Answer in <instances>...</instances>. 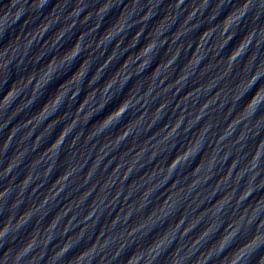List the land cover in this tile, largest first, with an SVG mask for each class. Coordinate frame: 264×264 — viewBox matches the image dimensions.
I'll use <instances>...</instances> for the list:
<instances>
[{"label": "clouds", "instance_id": "1", "mask_svg": "<svg viewBox=\"0 0 264 264\" xmlns=\"http://www.w3.org/2000/svg\"><path fill=\"white\" fill-rule=\"evenodd\" d=\"M68 3L69 0H6V2L0 0V121H3L0 123V131H3L12 119L25 111H33V113L36 114L43 113L38 121L35 119L29 120V125L34 122H36L37 125L42 123L43 118L51 113L49 119L52 120V124L47 125V127L48 129L51 128L54 130L55 125L61 120L59 119L60 116H57L60 109L64 108L66 113L67 104L74 101L76 97H81L84 77L91 69L93 60L91 57H86L78 64L76 61L82 52L91 47V44H84L86 36L98 31L103 19L110 14L116 5L112 3V0H104V3L99 4L95 11L96 17H99V24L89 29L87 33L83 35L79 34V39L76 38L75 40H71L69 34H75L73 33V29L76 27L77 18L80 13L85 10V6L83 5V0H76L75 6L71 9H67ZM138 3L139 0H133L134 5ZM183 3L184 0H174L171 6L175 9H179ZM209 8H211V12L214 10L215 13L211 15L210 19L213 21L214 27L210 30L205 29L202 32L204 37L202 40V47L204 51L200 53L199 59L190 69H194L207 59L205 45L211 41L213 37H216L217 34L221 37H226V39L218 50H214L213 48L210 50L215 51L216 55L219 56L224 49H228L227 55L222 61L225 63L226 67L206 84H202L199 88L195 87L194 91L178 102L176 107L178 108L181 103H186L193 96L198 99L202 92H210L214 87H219L220 82L231 76L235 69L239 68V73L230 85L226 84L220 87L219 91H216L215 94L211 96L213 97L212 99L208 100L206 103H202L195 114L185 109L174 121L165 123L164 131H166V135L161 143L178 139L180 135H187L191 132L192 128L199 124L204 118L207 114V110L214 105L216 106L215 110L217 112H224L225 109H227V116L225 117V125L227 127L223 132L219 131L217 134V132H213V129L219 127V122L210 119L199 129L193 139H189L187 143L182 145V148L178 144H172L166 162V170L165 168H159V172L154 171L149 180L155 178L158 174H164L162 182L158 185V187H162L172 178L177 170L180 169L185 179H187L189 175L199 177L188 188V192H191L201 183H207L212 179L211 173L217 164L227 163V175L222 176L212 194H215L221 184H227L232 179L234 171L236 172L235 182L237 187L226 190L225 195L215 201L218 206L209 210L212 217L211 222L205 225L195 240L192 241L191 245L188 246V251L185 256L179 255L183 251V245L176 247L171 253L170 258L168 254V249L172 247L177 230L185 223V216L183 213H181L179 218L175 221L174 229L172 228L173 224H170L167 219H165L163 225L164 230L162 232H159L155 221L151 219L150 213L147 223H141L139 226L131 227L127 231L126 236L121 232L118 236H111L103 239V242H101L98 237L91 244H86L83 247H81V245L84 243L83 237L86 230L81 229L76 236L69 237L62 245L57 246V249L49 258L50 261L57 262V264L61 260L64 261V264H112L113 261H120V264H157V261L163 256L165 257L164 264H181V261L191 259L196 251H199L200 248L207 245V248L201 251L200 255L196 257L194 264H209V262H211V264H264V196L260 197L255 202L254 206L244 207L243 212L237 217L231 216L233 210L228 207L235 199L236 208H239L241 205H244V202L247 201L255 191H259L264 187V160H262V156H264V136H261L262 125H264V59H258V49L264 44V26H256L257 22L264 17V0H239V2L235 4L233 0H216L214 4L211 3V0H200L198 6L194 7L193 11L186 18L185 25L194 19L196 11L208 10ZM63 9H67V15H65L64 19L66 21L71 20V22L67 23L60 31L58 39L51 47L55 48L65 37H68V40H65L64 45H61L58 54L53 53L49 55L48 53H41L33 58L32 63L35 65V68H26L24 60L36 41L37 36H31L27 45L23 44V52H21V41L16 39L17 26H19L20 30L22 27L26 29L29 23H35L43 17L44 20L47 21V25L38 34V36L42 37L54 24L59 22V17L54 16L53 13ZM225 9L227 10L225 11ZM151 11V8H149L147 15L141 17L142 22L151 19ZM134 13L135 9H133L131 13L128 12L120 30L118 32H110L106 38H101L99 43L96 44V48L99 49L105 46L106 42H111L110 38H114L124 32L129 16ZM92 16L93 13L89 11L87 15L83 16V20H80V23L86 24ZM49 17L52 18L49 19ZM246 17L249 18L253 26L243 31L242 29ZM134 26V23L128 25L129 28ZM198 27H202V25H195L194 29ZM163 30L159 31L154 39L150 38L146 43L140 46L134 57L129 55L108 78L104 79L101 76V72L116 59L117 54L108 57L102 66L96 68L92 77L87 81V84L88 86L98 84L101 79H103V84L98 89L93 88L95 91L92 93L91 101L87 100L88 92L84 93L78 104L80 108L76 113V118L72 121L71 125L66 126L62 132L60 131L59 136H57L46 148L44 156H47L49 160L53 157L59 158L63 142L67 136L75 130V126L80 119L79 114L86 106L95 102L97 92H99L102 98V103H99V106L95 107L91 115L85 120V127L90 128L88 140L90 141L104 133L114 132L115 135L113 138H115V146L119 148V146L133 134L134 129H137L145 120L147 112H142L138 116H135V118H133L131 113H133L137 105L141 104V101H143L142 107L148 105V98L151 97L154 89L151 84L143 92L142 96H137V93L140 91L138 90L135 95L129 97L131 89L128 90V93H125L124 87L132 78L133 73L129 72L125 74V70L135 64V75L142 76L148 68L152 66L153 61H155L156 67L150 73L151 75L159 68V71L156 72V76L153 79V81H155V79L160 76L162 69L167 70L177 62L180 50H177L175 55H171L163 65L156 61L155 56H153L151 60L148 59L149 55L154 53L157 49L158 40L163 34ZM143 32L144 29L142 28L136 36L135 43L131 45V48L137 49V46L140 45L139 37ZM186 32L180 35L186 34ZM150 36H152V34H150ZM179 37L178 35L176 38ZM237 37H239V39H237ZM69 40L71 41L70 43ZM234 40L236 42L232 44ZM120 43H122V41H120ZM164 43H166V41H159V46L163 47ZM230 44H232V47L229 48ZM119 46L118 44L117 49ZM18 53H20L19 59H17ZM45 55H48L46 61L44 60ZM157 55L159 54L157 53ZM74 64L76 65L75 68L72 67ZM207 65H205V68ZM121 66H123L122 71L120 70ZM17 70L20 71L17 73ZM189 70L185 72L181 65L180 74L175 79L176 83L165 88L163 91L166 93L171 91L175 85H180L181 87L177 89L176 93L178 94L183 87L187 86V81L190 78ZM204 74V72H200V76ZM23 76H30V79L23 87L17 88L16 82ZM43 76H46L47 79H43ZM13 77H15V79H13ZM57 80H59V83L56 84L55 89H52V84ZM69 80L72 81V86L65 89L64 85ZM118 83L121 84L119 92L109 96L108 94ZM160 83L163 84L164 80L162 79ZM74 85H79V87L69 96V90ZM61 89L63 90L61 91ZM37 91H39V95L34 96V93ZM159 95L160 93H157L156 97ZM222 95L228 96L230 99L221 101L220 97ZM106 96L108 97L107 100H105ZM156 97H152V99ZM38 101L43 102L38 109L34 110V106ZM81 101H85V103L81 104ZM114 101L118 102L105 113V109L110 104H113ZM168 104V101L159 104V107L156 108V119L149 125L148 130H150L156 122L164 118L166 115L164 110ZM49 106H51L50 109ZM9 110H11L10 113ZM101 113L104 114L101 116ZM126 115L128 116L127 119H125ZM5 116H7V119H5ZM98 116L100 118L94 121V118ZM188 117L191 118L188 119ZM229 117H231V119H229ZM186 119L188 123L184 125ZM252 121H254V123H250ZM130 125L133 126L130 127ZM240 125L244 126L243 129L240 131L235 141L231 142L233 145L240 146L237 154L234 155L229 145L225 144V141L231 139L235 134L236 128ZM25 126L27 127L28 125ZM182 126H184L183 133L180 132ZM18 130L17 128L16 131ZM209 133H212V135L216 137L214 146L212 142L207 140ZM14 134L15 132H12L3 145V148L0 149V156L7 152ZM31 134L32 133H29L28 137H30ZM82 134L83 133L78 134L73 139V146L76 140L79 139V135ZM48 135H51L50 131ZM42 138L43 137H37V140ZM253 140L256 141L254 150L251 152L246 151L248 143ZM205 143H208L209 147H211V152L205 151ZM145 151L146 149L144 148L142 152L137 153V158L134 159L133 165L139 161ZM26 152L27 150L21 154V158L25 156ZM49 152L52 154L49 155ZM221 152H223V155H221ZM158 154V152L154 151L150 160L155 159ZM44 156L41 158L40 163L44 160ZM197 157H200V159L197 160ZM102 159L103 156L97 157L99 162H101ZM229 160H231L230 163ZM202 161H204L203 165H201ZM60 163L63 164V161H60ZM98 165L99 163L96 164V167L92 169L87 175V178L84 179L85 184H87L92 175L99 170ZM17 166V163L9 161L3 169L0 170V179L7 178ZM184 168L190 169V172L183 171ZM237 168L239 169L238 171ZM55 170L57 169L50 165L45 177H51ZM78 170H83L81 165L64 174L60 192L65 190L67 186L66 182H68ZM132 171L133 169L130 170L128 176ZM201 173H203V175H200ZM60 177L61 174L57 176L53 182L59 181ZM13 179H15V177ZM34 179L33 175H29L23 181L22 186L21 184L16 186L19 190V195L17 199L12 200L11 203H9V197H11L14 191L12 184L10 183L0 192V217H3V219L0 220V252H2V254H0V264H21V261H23V264H37V261L41 260L45 254L43 251L37 252V248L40 247L41 243L46 248L52 242L54 238L53 230L58 227V222L61 218L71 211L70 208L63 216L58 218L54 216L43 233L39 231L33 233L31 221L34 213L38 209L44 208L49 202L46 198L39 207L35 208V211L28 210L26 212L24 209L21 210L24 201L20 199V197L23 196V193ZM241 182H244V187L242 189L239 188ZM113 183L114 181L111 179L110 185L105 183L102 190L107 189ZM177 183L178 181H175V183L173 181L172 187L175 188ZM95 187L96 186L93 185L92 188L88 189L78 205L83 204L87 200L95 190ZM35 191H37V189H33V192ZM237 191H239L238 196L236 195ZM181 192H183V189H181ZM59 194L58 192L57 195ZM119 195L120 193H117L115 200ZM54 198L55 197L52 199ZM17 200L19 202H17ZM170 201L172 202L169 203ZM103 202L104 197L103 199L99 198V203L102 204ZM177 203L178 200L173 201L172 197L164 201L165 208L169 210ZM144 207H146V205H141V210ZM164 209L161 211L164 212ZM96 211V207H92L87 211V214H85L83 218L84 221L92 220L96 215ZM169 214L171 213H165V217ZM131 215L132 213L129 211V213L124 216V221L127 222ZM222 216L230 218L224 220L221 218ZM74 219L75 216L68 221L61 235L67 234L69 230L68 226L72 225ZM119 220L120 217L117 215L111 227L114 228ZM98 222L99 217L93 221V224ZM149 223H152L153 226L147 231H143ZM200 223H203L201 217L195 224L185 227L183 232L180 233L181 238L187 236L188 233L193 231ZM158 232L159 234L157 235ZM138 233H142L139 237V242L137 239H129L136 237ZM103 235L104 233L101 232L100 237H103ZM42 236L43 238L41 239ZM118 238L121 240L120 243H117ZM111 244H115L116 247L115 250L109 254L106 249H108ZM197 246H199V248ZM77 249L79 250L77 251ZM70 252L72 253L71 256L68 255ZM33 253L36 254L33 255Z\"/></svg>", "mask_w": 264, "mask_h": 264}]
</instances>
